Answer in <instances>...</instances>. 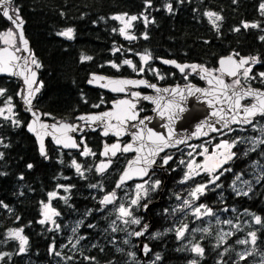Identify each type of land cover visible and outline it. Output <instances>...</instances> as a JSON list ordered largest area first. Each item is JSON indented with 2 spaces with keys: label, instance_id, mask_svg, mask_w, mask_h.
Here are the masks:
<instances>
[{
  "label": "trees",
  "instance_id": "16d2710c",
  "mask_svg": "<svg viewBox=\"0 0 264 264\" xmlns=\"http://www.w3.org/2000/svg\"><path fill=\"white\" fill-rule=\"evenodd\" d=\"M262 3L264 0H236L235 3L233 0H151L149 7L146 0H14L12 12L19 9L32 59L35 58L41 65L36 68L40 91L33 109L42 113L48 121L69 123L83 114L104 109L111 97L89 88L90 76H128L126 68L117 71L109 68V64H122L124 59L129 58L137 63V57L142 54L150 55L151 62L157 67H160V59H173L178 63H195L212 72H217L221 57L234 53H239L237 57H256L259 62L247 66L251 67L249 75L253 78L245 80L241 73V82L247 87L263 89L264 78L259 75L264 73V40L260 39L264 36ZM168 4L173 6L172 13L167 11ZM209 11L222 17L217 24L218 29L205 17ZM113 16L138 17L126 31V35L134 39L121 35L123 27L112 19ZM244 23L257 24L258 27L244 28ZM68 28L73 29L72 39L59 35ZM235 28H240V31H234ZM9 30L14 31L0 16V33ZM82 56L91 59L81 62ZM166 81H161V84L173 83ZM0 89L5 90L0 95V109L4 110L0 115V153H3L0 172L6 173L0 176V264L55 262L50 248L59 245L62 238L38 221L42 219V203L58 186L70 190L65 200L53 201L59 219L81 221L80 232L90 235L85 247L65 249L63 255L68 256V263L128 264L123 252L106 242L109 233L113 232L108 225L111 223L108 217L112 216L107 215V209L101 211V200L111 193L118 195L125 188L134 191V183L117 191L113 189L130 156H118L110 170L99 175L96 172L98 153L105 144L98 133H94L84 139L94 155H82L83 150L65 153L46 143L47 158L41 157L34 139L25 130L29 117L17 104L18 83L0 78ZM9 98L13 107L11 113L7 111ZM141 108L144 114L150 111L147 106ZM11 114L15 115L18 124L12 123ZM5 116L9 118L4 119ZM256 122L264 123V118H258ZM238 131L250 133L251 128ZM261 139L264 141V134ZM232 152L235 155L225 163L223 174L200 195L198 202L214 213L240 216L241 221L248 215L260 216L262 223L254 230L256 243L241 259L236 252L240 246L235 241L241 234L235 232L224 245H220L217 239L215 241V227H212L210 231L213 235L203 232L206 235L200 241L203 254L195 264H257L260 260L264 264V143L250 145L238 142ZM73 160L81 166L83 176L76 171ZM28 164L33 167L29 169ZM186 170L184 164L177 163L174 158L163 172L151 173L147 182L154 185L159 180L160 184L155 189L152 186L146 199H142V205L145 202L151 205L148 214L143 215L140 209L136 211L137 216L144 217V221L151 219V231L165 230L151 241L145 239L151 247L149 257L155 253L160 257L154 264H189V252L184 243L177 240L175 230L181 229L182 224L177 219L179 213L173 214V208L176 197L188 195L193 187L207 184L210 178L203 175L181 183ZM20 176L24 178L20 179ZM239 180L246 181L251 187L247 196L237 195L233 184H239ZM160 193V203L154 206ZM184 223L189 227L192 225L188 221ZM19 229H23L21 234L28 241L23 254L19 252V244L8 237L10 231ZM241 229L245 231L243 227ZM121 230L122 227H119ZM115 231L119 233L118 229ZM93 234L94 237L91 236ZM193 234L196 235V231ZM131 252H136L135 247Z\"/></svg>",
  "mask_w": 264,
  "mask_h": 264
},
{
  "label": "snow or ice",
  "instance_id": "6c2138e0",
  "mask_svg": "<svg viewBox=\"0 0 264 264\" xmlns=\"http://www.w3.org/2000/svg\"><path fill=\"white\" fill-rule=\"evenodd\" d=\"M182 2V0H181ZM233 2L235 3L236 0H233ZM12 4V0H0V12H2V15L4 17H6L8 20H10L15 27L19 30L22 28V24L23 21L19 16V9H13V11L15 12V15H10V6ZM146 5L147 6H151V0H146ZM167 11L169 13L173 12V6L171 4H168L167 6ZM261 11L262 13H264V3H262L260 5ZM205 15L207 17H209L210 22H212L213 27H216L218 29V25H217V21L222 20V17L216 13H213L211 11L205 13ZM214 17V19H213ZM112 19L114 20H119L122 23H124V27L120 30L121 35H125L126 39H134L135 37L131 36V35H126V29L129 28L131 26V22L135 21L138 19L137 16H131L128 18L127 21L124 20L123 16H113ZM144 19L147 21V17H144ZM244 28H255L258 27L257 24H249V23H244L243 24ZM236 32L240 31V28H235L233 29ZM7 37L11 38L13 36V32L11 30H9L7 32ZM59 35H62L68 39H72L73 38V29L72 28H68L67 30L59 33ZM145 39H147V35L144 36ZM261 40H264V36H262L260 38ZM20 40L26 45L27 41L24 40L23 37V33L22 31L20 32ZM3 43L8 45L9 47H12V44L10 43V39H4ZM19 50V49H17ZM235 56H239V53H234L233 55H229L226 58H222L220 60V64L222 66V69L224 68L225 65H230L232 66L231 68H229V70L227 71V74L230 76H235L237 77V79H235L231 85L226 84L222 79H220L219 77H211V70H207L205 68H203V66H197L195 64L192 65H180L178 63H176L175 61H168V60H164L162 61L165 64H173L176 68L179 69V71L181 73H183L185 75V78H187L188 73L185 71L186 68H191L193 72H196L199 69V72L203 73V75H201V79H207V82L210 86V90L208 91H204L202 89L196 88L195 92H200L202 95L207 96V97H211V100L209 101V106L212 107L213 103H221V102H227L228 103V108L227 110H225L224 108H220L217 111H213L212 112V116L213 117H217V123H219L220 121H223L222 124V128L221 129H216V128H212V131H222L225 128H229V125L231 123H245V124H251L252 123V117L256 116L258 113L260 115H264V93H259L257 94L256 91L252 90V89H248L247 91H243L238 89V86L240 85L241 81L238 77V73L240 72L241 69H243L242 75L243 78L245 80L248 79H252L253 77H251L249 75V73L251 72V67H247L245 68V65H249V64H256L258 63V59L256 57H241L239 60L234 59ZM21 59L20 57H16L12 52L9 51V48L6 47L3 49V51H0V73H8L9 75H13L16 73H13L11 71V67H12V62L15 60H19ZM91 57H81V62H84L85 60H90ZM150 59V55H144L141 56V60L144 61L145 63ZM125 64H128L130 66H132L131 61L129 60H125L124 61ZM32 64L35 65L36 68L41 67V65L37 62V60L35 58L32 59ZM112 67H118L116 64H113ZM135 70V68H134ZM26 71H28L26 69ZM140 71H143V69L141 68ZM261 78H264V73H260L259 74ZM30 77H35V72H31L30 73ZM30 77H25V84L29 86V92L28 95L23 97L25 100L26 105H31L32 102V97L35 96V93L40 91L39 87L36 88H32L31 85L36 83V81L34 79H31ZM163 78V77H161ZM105 77L103 76H93V80L95 81H101L104 80ZM213 80H215V83H213ZM89 83H92V80L89 81ZM108 84L112 85V91H116V92H124L125 91V87L126 85H146V82L144 80H140L138 82L136 81H132V80H109ZM107 86V85H104ZM148 87H152L156 90L157 93H160L161 91L163 92H169V89H160L157 88L155 85H146ZM189 90H191V86H189ZM4 89H0V95H3L4 93ZM229 92H231V95H229ZM171 93L173 95H182V93L180 92L179 89H172ZM133 97H139L138 93H132ZM244 96H255L256 99L258 100V105L254 104L251 107H242L240 104V100L243 99ZM235 97V99H233ZM222 98V99H221ZM143 99L145 100H150L152 103L156 104L157 109L159 110V114L162 118L165 117V115L167 114V118L169 119V121H177L179 119H181L183 117V114L186 112V109L179 103H175L173 100H169L167 102H165L164 104L160 103V100L163 99V97H159L157 99H153L151 97L148 96H144ZM7 103L10 105L11 104V98L8 99ZM94 107H99V105H94ZM116 111L115 112H104L102 114H97V115H91L89 117H87V119L83 116L79 117V119L81 120H85L86 123L87 122H92V123H96V122H101V123H105L107 120H111L114 119L116 121H118L119 125H124L127 121L129 120H137V113L134 111V109L136 108L135 103H130L128 100H120L116 103V105H114ZM242 109L244 115L241 117L240 116V110ZM31 110V109H29ZM3 109H0V115L3 114ZM7 111L9 113H11L12 109L11 106L8 107ZM227 112H231L233 113V115H231V117H228ZM9 117L5 116L4 119H8ZM37 119H39V117H37ZM13 124H18V121L13 120L12 121ZM58 123L54 124L51 126L52 128V132L53 133H57L60 132L61 136L60 137H56V143L57 144H61L63 145V147H71V148H76L78 147V145L73 141V139L69 136H67L68 132H74V131H78L79 129L75 126L72 125H68V124H64V123ZM140 124H144V119H140L139 120ZM41 128H47L49 127L48 125H44L41 124L40 125ZM116 127L115 125H111L108 124L107 127L105 128V131L103 132V135L107 136L109 135V128H113ZM29 131H35V129L30 125L29 126ZM120 129H118V133H119ZM197 135L201 134L200 128L197 129ZM148 136V140L149 143L154 145L155 147L149 148V155L150 156H156L158 155V153L160 151H163L165 147L169 146V142L172 140V129L169 127V136L166 139L164 136L159 135L156 132H153L151 130L148 131L147 133ZM137 140L143 141L144 140V136L142 134H138L136 136ZM178 142H182V141H178ZM259 143H264V141H258ZM81 143H83V141H81ZM238 143V141H233V142H228V141H223L221 144L217 145L218 148L220 149H224L225 152L221 153V155H223L224 159L220 161V164L217 166L222 167L224 163H227L228 160L232 159V157L235 155V153L231 152V149L235 146V144ZM5 147H7V145H5ZM141 147H143V145H141ZM133 149L132 144H129L127 146H125L123 148L124 152H128L130 150ZM120 150L119 145L117 144H113L110 148L106 147L104 155H107L109 152L112 153V155H115L116 151ZM40 152L42 156H45L47 158L46 152L44 150L43 147V143L41 142V148H40ZM205 152H207V149H205ZM89 154H93L91 153V150L88 149V147L85 145L83 151H82V155H89ZM3 156V153H0V157ZM169 159H171V157H165L164 158V164H167ZM145 164L146 165H151L152 163H155L154 160H148L145 159ZM181 163H183V161H181ZM73 165L76 169V171L83 176V172L81 171V166L76 163L75 160H73ZM27 167L29 169H31L33 167L32 164H28ZM107 165H101L100 167H98L97 171L103 172L106 169ZM189 168V173L185 175V179L181 181V183H184L187 179H190V173L193 170V164L189 163L188 165ZM205 170L209 172V174L211 175L212 172L215 171V169H210L205 167ZM138 171H140L141 173L147 174V167L145 168H141ZM225 171H230V169H225ZM223 173L221 172L220 175H222ZM2 175H6V173L0 172V176ZM129 173L127 171H125V173L123 174V176L121 177V181L117 184V187L119 188L125 181V179L128 177ZM23 176H20V179H23ZM219 179V175H213L211 180L209 181V183L215 184L216 180ZM237 179H239V177H237ZM160 181L157 180L155 181L153 187H157L159 186ZM219 186V185H217ZM92 187H96V185H92ZM207 187V185H200L198 187H196L191 193L190 195L195 199L198 198L197 194H203L205 188ZM138 189H143L144 185H137ZM67 190V188L65 189ZM237 195H244L247 196L249 194V192L251 191V187L249 186L248 191H242L239 189H235ZM145 194H146V190H145ZM114 193L110 194V195H106L104 197V199L101 201L102 204H109L112 203L113 198H114ZM57 197V193L56 192H51L49 193V199H53ZM177 199H180V197L178 196ZM139 201V196L137 197V199H133L131 201L132 205H137ZM185 205H189V201L185 200L184 201ZM191 206V205H189ZM145 208H147V205H144ZM204 207L203 205H201L200 207L195 208L194 210V214H197L198 218H199V213H200V208ZM44 211L42 212L43 215V219L39 220L38 222L40 224H45L46 222H48L49 220H51L52 216H56L59 215V213L53 211L48 204H44L43 205ZM119 214L120 217L119 218H124V217H132V213L129 209L125 208L123 205L120 206L119 208ZM206 214H212L211 210H207ZM254 220L257 224H261V217L260 216H254ZM124 223H132V224H139L140 220L137 218H131V219H124L123 220ZM52 223H55V221H52ZM226 223H231V221H226ZM57 227H59L57 225ZM186 227V226H185ZM147 229V225H145V230ZM50 231L52 229H49ZM115 230V229H114ZM23 229H19V230H15V231H10L9 235L12 238H18L20 241V248H19V252L21 254H23L26 251V245L28 243L27 238L24 237L21 233H22ZM135 235L140 236L143 235V232H137L135 233ZM159 235V234H158ZM184 236V229H180L177 231V238L180 239ZM251 236V243L253 245H255L256 243V233L252 232L250 233ZM249 241L246 240H241L238 241V243L241 244H245L248 243ZM144 251L147 253L149 251L147 245H145L144 247ZM193 252L202 255L203 254V249L199 246H195L192 249ZM50 252H53V254L55 255H59L58 252H54V249L50 248ZM247 255H251V253H247ZM157 259H160L159 256H157ZM241 259H244V254H241ZM193 264H195V262H193Z\"/></svg>",
  "mask_w": 264,
  "mask_h": 264
},
{
  "label": "water",
  "instance_id": "95a60500",
  "mask_svg": "<svg viewBox=\"0 0 264 264\" xmlns=\"http://www.w3.org/2000/svg\"><path fill=\"white\" fill-rule=\"evenodd\" d=\"M14 0H12L13 3ZM12 5V4H11ZM10 15H15L12 12L11 6H10ZM0 16L7 21L11 27L14 29L15 34L17 36V40H18V48L19 50H14L9 46H0V51H3L4 48L8 47L9 51L12 52L16 57H20L21 59L19 60H15L12 62V67H11V71L13 73V75H9L8 73H0V78H6V79H10V80H14L19 84V89L17 91L16 94V98H17V102L18 105L20 106V108L22 109L23 114L27 115L29 117V121L28 124L25 128L26 132L28 133V135H30L36 144V147L38 149V152L40 154L41 157H45L41 155L40 152V148H41V142L43 143V147L44 150L46 152V142H50L53 147H55L56 149H60L64 152H79L81 150V146L78 144L77 139L80 138L84 133H88V132H96L100 127H102L101 122H96L93 123L94 125H90V126H85L82 128H78V131H74V132H68L67 136L71 137L73 139V141L78 145V147L76 148H71V147H63V145L61 144H57L56 143V137H60L61 133L57 132V133H53L52 129L51 131L47 130L46 128H41L40 125L44 124H52L49 123L48 121H44L43 115L40 112H35L33 109V103L37 97V95L39 94V92L35 93V96L32 97V102L31 105H26L25 100L23 97L28 95L29 92V86L25 84V77H30V73L31 72H35V77H30L31 79H34L36 81V83L32 84L31 87L34 89L38 86L39 83V74L38 71L29 63V57L31 56V49H30V45L28 40L25 37L24 34V22L22 24V28L21 29H17L15 27V25L8 20L6 17H4L2 15V12H0ZM21 18V17H20ZM22 19V18H21ZM22 31L23 33V37L24 40L27 41V44L25 45L21 40H20V32ZM224 56L221 57L218 61L217 64V69H219V73L225 77L222 78L216 74L211 73V77H219L220 79H222L226 84H229V82L234 81L235 79H237V77L235 76H230L227 74V71L229 70V68H231L232 66L230 65H225L223 70L222 66L220 64V60L222 58H226L228 57ZM241 57H237L235 56L234 59L239 60ZM247 58V57H245ZM164 60H168V61H175L173 59H160V64L164 67H170L173 68L174 70H176L179 74H183L179 71L178 68H176L173 64H165L162 61ZM176 63H178L177 61H175ZM180 65H189L188 63H178ZM248 65H245L244 67L247 68ZM26 69L28 71H26ZM187 69V68H186ZM185 69V71H186ZM199 75V80L201 82L204 83V85H206L208 88L206 87H199V86H195V85H191V90H189V86L188 85H172V86H161V85H157L155 83H150L148 82L146 79L144 78H125V77H106L100 74H94L95 76H103L105 77L104 80L101 81H95L93 80V76L92 75L90 77V79H92V83H87V86L89 88H96L99 89L101 91H104L106 93L112 94V95H118V96H123L129 93V90H132V93H138L139 97H136V100L133 101V98L130 99H122V100H128L130 103H135V105H137V101L139 98H143L144 96H148L151 97L153 99H157L159 97H163V99L160 100L161 104H164L165 102L169 101V100H173L175 103H179L181 104L185 109L186 112L183 114V117L177 121H169V119L167 118V114L165 115L164 118H162L159 114V110L156 107V104L152 103L150 100H143L145 103H147L148 105H150L151 108V115L146 116L144 118H146L144 120V124H140L139 120L143 119L140 118L139 119V111L135 108L134 111L137 113V120H129L127 121L124 125H119L114 119L111 120H107L103 125V130L100 133V136L103 138H106L107 136H110L112 138H116L117 141L113 142L112 144L107 145L108 148H110L113 144H117L120 147V150L116 151L115 155H112L111 152H109L107 155H104L105 149L104 148L102 150H100L99 153V157L101 159V161L96 165V169H98V167H100L101 165H107L106 169L103 172L98 171V174H104L107 171H109V169L111 168L114 159L117 156L120 155H125V156H131L128 161L126 162L125 166L123 167V169L121 170V172L119 173V175L117 176V179L114 183V191L119 190L120 188H122L123 186L129 185L131 183H141L144 184V182L147 180V178L149 177V175L154 172V171H164L165 168L169 165V163L173 160V156L172 155H166L165 154L167 152H173L176 151L177 149H179L181 146L188 144V143H192V142H196L199 140H204L207 139L208 137H210L211 135H216V134H220L226 130L232 129V128H248L250 127L253 122L257 119V118H264V115H260L259 113L252 117V123L251 124H245V123H231L229 125V128H225L222 131H212V128H216V129H221L222 128V124L223 121H220L219 123H217V117H213L212 116V112L213 111H217L220 108H224L225 110H227L228 108V103L227 102H221V103H213V106L210 107L209 106V101L211 100V97H207L202 95L200 92H195L196 88L202 89L204 91H208L210 90V86L207 82V79H201V75H203V73L199 72V70L196 71ZM240 72H243V69L240 70ZM239 72V73H240ZM238 73V76H239ZM109 80H132V81H140V80H144L146 82V85H155L157 88L160 89H169V92H163L161 91L160 93H157L156 90L152 87H148L146 85H126L125 87V91L124 92H116V91H112V85L108 84ZM213 83H215V80H213ZM107 85V86H104ZM179 89L180 92L182 93V95H173L171 93L172 89ZM129 89V90H128ZM238 89L243 90V91H247L248 89H252L254 91L257 92V94L259 93H264V88L263 89H259V88H252V87H246L243 85H239ZM137 90H146L149 92V94L147 95H143L139 92H137ZM229 95H231V92H229ZM222 99V98H221ZM235 99V97L233 98ZM120 101V100H119ZM240 104L242 107H251L254 104L258 105V100L256 99L255 96H244L243 99L240 100ZM114 105H116L115 103L112 104V108L110 110H107L105 112H115L116 109L114 107ZM31 109V110H29ZM226 114L228 117H231V115H233V113L231 112H227ZM91 115H97V114H88V115H82L84 117H88ZM244 115L242 109L240 110V116L242 117ZM37 117H39V119H37ZM81 117V116H80ZM128 122H136V124L132 125V126H128ZM64 124H68V125H78L79 122L76 121L74 123H68V122H63ZM84 124H88L89 122H83ZM108 124L111 125H115L116 127L113 128H109V135L105 136L103 135V132L105 131V128L107 127ZM32 126L35 131H29V126ZM76 127V126H75ZM169 127L172 129V140L169 142V146L165 147L163 151H160L158 153V155L156 156H150L149 155V148L155 147L154 145L149 143L148 140V136L147 133L149 130L158 133L159 135L164 136L166 139L169 136ZM200 128L201 134L197 135V129ZM118 129H120L119 133H118ZM138 134H142L144 136V140L140 141L136 139V136ZM128 139V142L124 145H122L120 143V141L122 139ZM178 141H182V142H178ZM129 144H132L133 149L128 151V152H124L123 148ZM141 145H143V147H141ZM159 157H161V163L160 165H156ZM165 157H171V159H169L167 164H164V158ZM145 159L148 160H154L155 163H152L150 166L145 164ZM147 167V174L141 173L140 171H138L141 168H145ZM125 171H127L129 173L128 177L125 179L124 183L118 188L117 184L121 181V177L123 176V174L125 173ZM110 195V194H109ZM161 195V193H160ZM114 200V198H113ZM113 203V201H112ZM112 203L109 204H104V206L108 207L111 206ZM160 203V198L157 202H154L153 205L157 206ZM144 205H147V208L144 207ZM141 207V213L143 215L148 214L149 208H150V204H144ZM147 221L146 225H147V229L145 230V226L144 223ZM142 226V230L141 227L139 229H137L135 231V233L137 232H143V235L137 236L133 235V239L136 241L135 243V249L137 252V255L141 258L143 264H145V260L146 258L150 255L151 253V247L147 244V242L145 241L146 236L148 235V233L151 230V226H152V221L150 218H148L146 220ZM145 245H147L149 251L146 253L144 251V247Z\"/></svg>",
  "mask_w": 264,
  "mask_h": 264
},
{
  "label": "rangeland",
  "instance_id": "374dc122",
  "mask_svg": "<svg viewBox=\"0 0 264 264\" xmlns=\"http://www.w3.org/2000/svg\"><path fill=\"white\" fill-rule=\"evenodd\" d=\"M205 17L210 22L209 17H207L206 15H205ZM213 19H214V17H213ZM124 20L127 21L128 18H125ZM116 21L119 22L120 25H122V27H124V23H122L119 20H116ZM218 22L219 21H217L216 23L218 24ZM210 23L212 24V22H210ZM131 27H132V22H131V26L129 28H127L126 31H128ZM7 32L0 33V45L1 46H8V45L3 43V40L4 39H10V43L12 44L11 48L17 49L18 48V41L16 40L17 36L14 35L15 32L12 31L13 36L11 38L7 37V35H6ZM16 41H17V48L15 46ZM144 55H146V54H142V55H139L137 57V60H138L137 63H134L133 59H131V58L124 59V61L125 60L131 61V63L134 65V68H135L134 71L135 72H136V70H138L137 69L138 66H140L144 70L147 69L148 71L149 70L151 71V68L155 67V65L151 62V58L146 63L144 61H142L141 56H144ZM124 61L122 64L128 65V64H125ZM29 62L33 67H35V65L32 64V59H30ZM139 71L140 70H138L137 72L139 73ZM162 79L163 78H161V80ZM239 79L241 81V75L239 76ZM240 84L243 85L242 82ZM9 106H11V109L13 110L12 105L8 104V107ZM8 107H7V109H8ZM11 120L12 121L15 120L14 114H11ZM249 128H251L250 133L240 132V131H238L239 129L227 130V131H225L226 134L224 135V137H220L216 144L219 145L223 141H228V142L238 141V142H242L245 144L256 145L259 143L258 141H262L261 136H262V134H264V123L256 122V123H253ZM217 145H216V148H214L212 150H209L208 145L202 144V145H199L198 147H194V148L190 149V151H187L186 156H188V158L183 159L184 160L183 164H184V168L187 167V165H189V163L193 164L194 176L190 173L191 177H198V176H202V175H207L211 180L213 175H220V173L223 171L222 169H223L225 163L223 164V166L221 168L220 167L218 168L217 166L220 164V161L224 159V157H223V155H221V153L225 152V150L218 148ZM205 149H207V152H205ZM232 149H231V152H232ZM205 167L210 168V169H215V171L212 172V174L210 175L209 172L205 170ZM187 172L189 173V170ZM185 174H186V171L183 172L182 178L185 177ZM164 178H166V176H164ZM137 185H140V184H134V186H133L134 191L130 190V188H128V189L125 188L122 191V193H120L118 195L116 193H114L115 194L114 200H113V204L111 206L106 207L101 203V206H102L101 211H105V209H107L106 210L107 215L112 216L111 218L108 217V220L111 222L108 225L111 228V231H113V232L109 233V235L107 236L106 242L109 245H112V247L116 248V250L122 251L123 257L125 258V263H128V264H143L141 258L137 255V253L131 252L133 247H135V243L132 241V236L135 233L136 227H139L144 223L143 218L141 216L140 217L137 216L136 211L141 209L142 199H143V201L146 199L145 197L152 190V186H153L150 182H145L144 188L138 189ZM200 185H203V184L202 183L198 184L196 187H198ZM204 185H207V187L204 190V193H205V191H207V189L209 187H211L213 184L208 182L207 184H204ZM233 186L235 187V189L247 191L246 187L249 185H247L246 181L239 180V184L234 183ZM196 187H193L188 195H186L184 197H180V199H177V197H176L177 201L175 202V206L173 208V210H174L173 214L174 215L179 213L180 216H178L177 219H178V222L180 224H182L181 229H184V236L180 239H177V240L184 243V245L186 246V248L190 254V258L188 260L189 264H193V262L196 263L198 257L202 256V255H199V254L193 252L192 249L195 246L201 247L200 241L202 238H206V235H213V233H211V231H210V229L212 230V227H215L214 228V233H215V237H216L215 241L217 239L219 241L220 245H224L223 243L227 240V238L229 236L233 235L235 232H239L241 235L239 237H237L235 241H236V244L240 246V248L237 249L236 252L240 257H241V254L245 255V253L248 249H251L254 247V245L251 243L250 233L254 232L256 227L259 225L255 222L254 216L248 215L247 218H244V220L241 221L240 216L235 217V216H232L230 213H226L224 215L219 214V213H214L213 210L207 208L205 205H203V203L198 202L199 201L198 198L200 197L201 194H197L198 198H195V199L190 195V193ZM66 188L67 187H65V186H58L53 191V192L57 193V197L53 198L51 200L49 199V194H48L46 201L43 202L41 205V214L44 211V208H43L44 204H48L49 207L53 211L57 212L53 208L54 207L53 201L56 199L65 200L66 197L69 195V191H70L69 188H67V190H65ZM145 190H146V194H145ZM129 191H133V192L129 193ZM111 194H113V193H111ZM105 196H103V198ZM138 196H139L138 204L132 205L131 201L133 199H137ZM103 198H102V200H103ZM185 200L189 201V205H191V206L185 205L184 204ZM144 204H147V203L145 202V203H143V205ZM121 205H123L125 208H127L131 211L132 217L119 218L120 214H119L118 210H119ZM201 205H203L204 207L200 208V213L198 214L199 215V218H198L197 214H194V210H195V208L200 207ZM207 210H211L212 214H206ZM133 217L139 219L140 223L139 224H132V223L126 224L123 222L124 219H131ZM43 218L44 217L42 215V219ZM52 221H55V223H52ZM185 221H188L192 225L189 227L187 224L184 223ZM226 221H231V223L230 224L226 223ZM45 224H46L47 228L52 229L53 233H56L58 235V237L61 236V238H62V242L61 243L59 242L60 244L54 248V252H58L59 255L52 254V256H51V257H53L54 260L55 259H58L57 261L60 260L61 264H63V263L69 264L68 259H67L68 256L64 257V255H63L65 249H68L69 247H71V249H74L75 247L78 249H80V247H85L86 242L88 241V238L90 237V235L89 236L83 235L80 232L79 229L81 227V221H76V220H72V221L63 220V221H61L59 219V215H56V216H52L51 220H49ZM57 225L59 227H57ZM119 227H122L121 231H119ZM241 227H243L245 231H241L242 230ZM114 229L115 230L118 229L119 233H116V231ZM178 230H180V229L176 228L175 232L177 233ZM164 231L165 230L158 232V230H153V231L150 230V232L147 236L148 237L147 239L151 241V239H154L155 237L158 236V234H160ZM193 231H196L197 234L194 235ZM203 232H205L206 235H204ZM188 233H189V236L187 235ZM91 236L94 237V234ZM8 237L12 238V237H10V235H8ZM194 238H196L195 241H194ZM12 239L15 240V242H17L20 246V241L18 238H12ZM181 240H183V241H181ZM241 240H246L249 242L245 243V244L238 243V241H241ZM92 243L98 245V242L94 243V241H93ZM120 243L122 246L120 245ZM149 256L146 258L145 264L156 263L155 261L157 259L158 254L155 253V254H153L152 257H149ZM260 262H261V260L259 262H257V264H261Z\"/></svg>",
  "mask_w": 264,
  "mask_h": 264
},
{
  "label": "flooded vegetation",
  "instance_id": "af4514ba",
  "mask_svg": "<svg viewBox=\"0 0 264 264\" xmlns=\"http://www.w3.org/2000/svg\"><path fill=\"white\" fill-rule=\"evenodd\" d=\"M125 19V18H124ZM30 59H32V55L29 57V60ZM113 64H115V63H113ZM113 64H109V68H111V69H113V70H119L120 68H126V70L128 71V76H106V75H103V76H106V77H112V78H115V77H125V78H144V79H146L148 82H150V83H155V84H157V85H161V86H172V85H195V86H199V87H205V85H204V83L203 82H201L200 80H199V75H198V73L197 72H191V70H186V72L188 73V75H187V78H185V75L184 74H179L176 70H174L173 68H170V67H164V66H162L161 64H160V67H157V66H155V67H152L151 68V71L149 70H144L143 69V71H139V73L137 72L138 70H140V66H138V70H136V72L134 71V65L132 64V66H130V65H124V64H116L118 67H112V65ZM204 68V67H203ZM36 69V68H35ZM164 69H168V71H166V70H164ZM206 69V68H205ZM240 74L241 73H239V76H240ZM100 75H102V74H100ZM161 77H163V79L161 80ZM148 78H150V79H148ZM180 79V80H176V79ZM152 79H154L155 81H151ZM166 80H168V81H166ZM171 80V81H170ZM173 80V81H172ZM161 81H166V82H170V83H172V84H170V85H162L161 84ZM19 85V84H18ZM38 85H39V83H38ZM93 89H96V88H93ZM99 92H101L102 94H104V95H108V96H110L111 97V100L108 102V104L107 105H105V108L104 109H101V110H98V111H96V112H92V113H88V114H101V113H103V112H105V111H107V110H110L112 107H111V104H113V103H115L116 101H119V100H122V99H130V97H131V92H132V90H129V93L128 94H126V95H123V96H118V95H112V94H109V93H106V92H104V91H101V90H99V89H97ZM137 92H139V93H141V94H143V95H147V94H149V92L148 91H146V90H137ZM17 100V99H16ZM17 104H18V102H17ZM19 106V105H18ZM142 106H147V107H149V113L148 114H144L143 113V110H142ZM20 107V106H19ZM151 106L150 105H148L147 103H145L141 98H139L138 99V101H137V105H136V109L139 111V119L140 118H142V117H146V116H149V115H151ZM21 109V108H20ZM21 111H22V109H21ZM35 111V110H34ZM39 112V111H38ZM23 113V112H22ZM42 114V113H41ZM88 114H83V115H88ZM25 115V114H24ZM43 115V114H42ZM27 116V115H26ZM44 121H48V120H46L45 119V117H44V115H43V118H42ZM49 123H54L53 121H48ZM56 122V121H55ZM74 122H76V120L74 121ZM73 122V123H74ZM69 123V122H68ZM80 124V123H79ZM134 124H136V122H128V126L130 127V126H132V125H134ZM232 129H234V130H236V129H239V128H232ZM102 128H99L96 132H93V133H91V132H88V133H84L80 138H78L77 139V142H78V144L81 146V150L79 151V152H81L83 149H84V145H85V142H84V139H85V137L88 135V134H94V133H98V135L100 136V133L102 132ZM229 130H231V129H229ZM227 131V130H226ZM224 134H226L225 133V131L224 132H222V133H220V135L219 134H216V135H211L210 137H208L207 139H204V140H199V141H196V142H192V143H188V144H185V145H183V146H181L179 149H177L176 151H173V152H167L166 154H165V156L166 155H172L173 156V159L174 158H176V162L177 163H179V164H181V161H183L184 162V160L183 159H185V158H188V156H186L187 155V151H190V149H192V148H194V147H198L199 145H208L209 146V150H212V149H214V148H216V143H217V141H218V139L220 138V137H223V135ZM101 137V136H100ZM103 140H104V144H106V145H109V144H112L113 142H115V141H117L116 140V138H112V137H110V136H107L106 138H103V137H101ZM81 141H83V143H81ZM128 142V139H126V138H124V139H122L121 141H120V143L122 144V145H124V144H126ZM46 143H50V142H46ZM51 144V143H50ZM52 145V144H51ZM53 146V145H52ZM103 146V145H102ZM55 148V147H54ZM102 148V147H101ZM56 149V148H55ZM38 150V149H37ZM58 150H60V149H58ZM101 150V149H100ZM100 150H99V153H100ZM60 151H62V150H60ZM62 152H64V151H62ZM78 152V153H79ZM39 153V152H38ZM65 153H67V152H65ZM99 153H98V156H99ZM40 155V154H39ZM46 155H47V149H46ZM121 156V155H120ZM118 157V156H117ZM117 157L114 159V161H113V164H114V162H115V160L117 159ZM131 157V156H130ZM101 161V159H100V157H99V161H98V163ZM97 163V164H98ZM160 163H161V157H159V159H158V161H157V163H156V165H160ZM96 164V165H97ZM112 164V165H113ZM170 164V163H169ZM225 166V165H224ZM112 167V166H111ZM167 168V167H166ZM165 168V169H166ZM187 170H186V174H188V170H189V168H188V165H187ZM221 168V167H220ZM110 170V169H109ZM223 170V169H222ZM221 170V171H222ZM108 172V171H107ZM155 172V171H154ZM157 172V171H156ZM159 172H163V171H159ZM153 173V172H152ZM194 170H192V172H191V174L194 176ZM105 174V173H104ZM185 174V175H186ZM191 176V175H190ZM203 176V175H202ZM199 177H201V176H198V177H191L190 179H187L185 182H187L188 180H193V179H196V178H199ZM185 179V177H183L182 178V180H184ZM147 182V181H146ZM162 195V194H161ZM161 195L159 196V198H161ZM143 218V222H145L144 221V217H142ZM147 220V219H146ZM142 226V225H141ZM140 226V227H141ZM149 234V233H148ZM54 235L56 236L57 234L56 233H54ZM148 236V235H147ZM146 236V238L145 239H147L148 237ZM136 243V242H135ZM66 250H68V249H66ZM58 259H55V262L53 263V264H61L60 263V260L59 261H57ZM63 264H65V263H63Z\"/></svg>",
  "mask_w": 264,
  "mask_h": 264
},
{
  "label": "bare ground",
  "instance_id": "6f19581e",
  "mask_svg": "<svg viewBox=\"0 0 264 264\" xmlns=\"http://www.w3.org/2000/svg\"><path fill=\"white\" fill-rule=\"evenodd\" d=\"M15 14V13H14ZM13 49V48H12ZM14 50H16V49H14ZM193 64H195V63H193ZM189 65H192V64H189ZM195 65H197V64H195ZM198 66V65H197ZM186 70H191V72L193 73V71H192V69L189 67V68H187ZM199 70V69H198ZM211 73H213V74H216V75H218V76H220V77H222V78H224L225 79V77L224 76H222L220 73H219V69H217V72H212L211 71ZM94 75V74H93ZM92 76V75H91ZM90 76V77H91ZM89 80H92V79H90L89 78ZM233 81H231V82H229V85H231V83H232ZM188 86H191V85H188ZM205 87L206 88H208L206 85H205ZM210 88V87H209ZM129 90V89H128ZM130 98H133V101H135L136 100V97H133L132 95H131V97ZM142 100H144L143 98H141ZM118 101H116L115 102V104L117 103ZM114 104V103H113ZM111 107H112V104H111ZM104 113V112H103ZM102 114V113H101ZM82 116V115H81ZM80 117V116H79ZM79 117H77L75 120L76 121H78L80 124H78V125H75L77 128H82V127H85V126H90V125H94L92 122H90L89 121V123L88 124H84L83 122H86L85 120H81V119H79ZM84 117V116H83ZM89 117V116H88ZM86 119H87V117H85ZM147 118V117H146ZM146 118H144L143 117V119L145 120ZM57 122H59V123H63V122H61V121H56V122H54V123H52V124H47L49 127H47L46 129L47 130H49V131H51V126L52 125H54V124H57V126H58V123ZM99 122V121H98ZM118 123V122H117ZM102 125V127L105 125L104 123H101ZM104 124V125H103ZM119 124V123H118ZM102 127H100V128H102ZM103 129V128H102ZM107 147V145L105 144V145H103L102 146V150L104 149V148H106ZM96 171H97V169H96ZM98 172V171H97ZM109 195V194H108ZM104 205V204H103ZM146 223H147V221L144 223V225L143 226H145L146 225ZM143 226L141 227V230H142V228H143Z\"/></svg>",
  "mask_w": 264,
  "mask_h": 264
}]
</instances>
